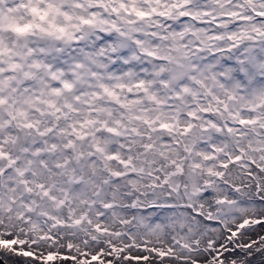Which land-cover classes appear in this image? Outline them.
<instances>
[{
    "label": "snow or ice",
    "instance_id": "1",
    "mask_svg": "<svg viewBox=\"0 0 264 264\" xmlns=\"http://www.w3.org/2000/svg\"><path fill=\"white\" fill-rule=\"evenodd\" d=\"M0 264H264V0H0Z\"/></svg>",
    "mask_w": 264,
    "mask_h": 264
}]
</instances>
